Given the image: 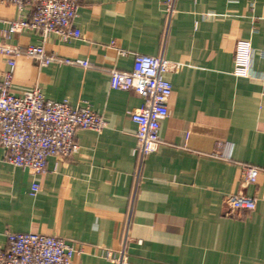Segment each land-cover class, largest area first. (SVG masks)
<instances>
[{
    "label": "crops",
    "instance_id": "obj_1",
    "mask_svg": "<svg viewBox=\"0 0 264 264\" xmlns=\"http://www.w3.org/2000/svg\"><path fill=\"white\" fill-rule=\"evenodd\" d=\"M166 1L80 0L81 37L66 41L9 33L31 14L0 5V48L20 52H0V83L9 73L15 94L38 87L106 121L101 132L78 130V152L50 157L36 178L0 146V250L9 232L37 233L81 246L75 264H114L108 257L121 248L129 264H264V0H176L171 16ZM239 40L253 48L249 78L233 74ZM37 45L92 67H40L26 54ZM137 55L179 64L159 148L139 175L130 113L142 99L113 90L109 72L131 71ZM247 167L263 172L256 184L244 183ZM239 192L256 207L232 218L225 200Z\"/></svg>",
    "mask_w": 264,
    "mask_h": 264
},
{
    "label": "built area",
    "instance_id": "obj_2",
    "mask_svg": "<svg viewBox=\"0 0 264 264\" xmlns=\"http://www.w3.org/2000/svg\"><path fill=\"white\" fill-rule=\"evenodd\" d=\"M176 0H167V12L174 13ZM0 5L15 6L19 12L30 11L29 19L10 23L9 33L31 31L48 40L52 34L65 41L80 38L81 32L74 25L80 0H0ZM0 52L19 56L18 49L3 47ZM27 56L40 67L50 64H66L91 68L88 60L62 58L48 54L42 45L29 46ZM253 48L247 40H239L234 52L233 74L249 78L252 71ZM179 64L163 57L137 55L131 71L110 70V86L113 90L132 91L142 99L139 108L130 113L137 125L135 155L138 158V175L145 159L159 148L161 123L169 116L168 103L172 85L168 79ZM105 119L89 105L72 108L64 102L47 99L38 87L12 91V75L6 74L0 83V146L6 150L9 164L31 171L33 177L47 172L50 157L67 160L76 154L79 145L75 141L78 130L101 132ZM262 171L255 167L245 168L244 183L256 184ZM33 183L31 195L39 191ZM256 200L242 192L225 200L226 215L241 218L253 211ZM8 249L0 250V264H75L74 259L83 248L56 236L37 233H8ZM114 264H129L125 248L111 252L108 257Z\"/></svg>",
    "mask_w": 264,
    "mask_h": 264
}]
</instances>
